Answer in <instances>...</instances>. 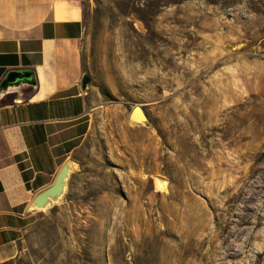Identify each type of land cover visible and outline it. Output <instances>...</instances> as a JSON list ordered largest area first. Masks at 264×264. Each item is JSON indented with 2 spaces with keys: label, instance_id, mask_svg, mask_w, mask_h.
Returning a JSON list of instances; mask_svg holds the SVG:
<instances>
[{
  "label": "rangeland",
  "instance_id": "obj_1",
  "mask_svg": "<svg viewBox=\"0 0 264 264\" xmlns=\"http://www.w3.org/2000/svg\"><path fill=\"white\" fill-rule=\"evenodd\" d=\"M79 1L89 130L0 264H264V0Z\"/></svg>",
  "mask_w": 264,
  "mask_h": 264
},
{
  "label": "crops",
  "instance_id": "obj_2",
  "mask_svg": "<svg viewBox=\"0 0 264 264\" xmlns=\"http://www.w3.org/2000/svg\"><path fill=\"white\" fill-rule=\"evenodd\" d=\"M79 0H0V82L32 70L36 87L0 98V263L14 258L49 187L88 133Z\"/></svg>",
  "mask_w": 264,
  "mask_h": 264
},
{
  "label": "water",
  "instance_id": "obj_3",
  "mask_svg": "<svg viewBox=\"0 0 264 264\" xmlns=\"http://www.w3.org/2000/svg\"><path fill=\"white\" fill-rule=\"evenodd\" d=\"M91 84L89 75L84 74L81 78V91L85 92ZM36 87L35 73L32 70H13L9 71L4 79L0 82V98L10 91H17L23 87ZM140 111L141 117H136L135 112ZM128 119L133 124L142 126L147 121V115L140 105H135L128 115ZM73 170L71 161H66L61 167L53 183L37 193L32 200L29 210L37 213L46 212L51 206L62 201L70 174Z\"/></svg>",
  "mask_w": 264,
  "mask_h": 264
},
{
  "label": "bare ground",
  "instance_id": "obj_4",
  "mask_svg": "<svg viewBox=\"0 0 264 264\" xmlns=\"http://www.w3.org/2000/svg\"><path fill=\"white\" fill-rule=\"evenodd\" d=\"M140 115H141V114H140ZM155 183H156L157 185H164V182H163V181H160V180H156Z\"/></svg>",
  "mask_w": 264,
  "mask_h": 264
}]
</instances>
